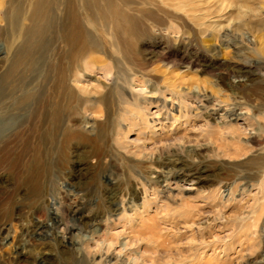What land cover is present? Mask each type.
Listing matches in <instances>:
<instances>
[{
    "label": "rangeland",
    "instance_id": "1",
    "mask_svg": "<svg viewBox=\"0 0 264 264\" xmlns=\"http://www.w3.org/2000/svg\"><path fill=\"white\" fill-rule=\"evenodd\" d=\"M34 1L0 0V133L7 132L5 125L9 120L11 124L24 122L26 127L24 138L29 139L28 144L33 145L36 142L38 151L42 152L47 148L52 169L48 176L49 180L44 184L45 187L43 186L44 213L39 217L31 215V208L37 203L32 205L24 199L26 211L21 217L22 220L20 219V225L16 227L9 224L0 232V242L4 251L0 253V255L3 253L1 260L8 257L5 254L14 252V246L23 245L26 246V250L22 251L25 256L36 258L45 264H61L67 259L75 264L84 258L79 247L81 243L92 237L100 241L105 237L117 235L118 244H122L123 238L131 237L128 233L124 234V228L131 222V218L136 219L132 221L133 223L140 217H145L146 210L149 216L155 218H163L167 215L170 218L185 210H196L200 214V218L197 219L198 228L202 229L206 244H214V247L209 248L208 245L191 250L190 246L195 242L192 234L197 240V233L194 230L181 238L174 236L175 231L170 230L168 237L171 248L167 252L153 250L150 255H142L141 251L138 254L133 246L127 251L126 258L132 261L140 255L143 258L150 257L152 264H188L190 261L200 264H263L264 194L258 188V183L264 182V91H262L264 90V20L256 24L255 19L252 18L258 12L249 13L244 17L238 14L236 5L230 7L227 4L228 1L234 0H222L230 10L218 6L214 15L204 19L205 25L216 27L239 23L242 28L236 30L232 25L235 31H230L226 28L210 27L204 40L212 38L213 41L206 42V45L200 43L202 36L197 39L195 35L199 22L192 19L195 18L194 16L197 17V12L192 9L198 4L194 3L183 12H177L180 14L178 18L182 16L189 24H184L178 18L172 22L173 26L182 28L180 39L179 37L176 39V35L172 42L168 43L160 38L155 40L144 38L142 42L133 45L134 52L154 54L155 51L164 49L171 59L184 56L189 63L195 53L203 54L202 58H198L195 63L192 62L193 67L187 72H185L186 64L174 72L162 68L152 71L149 68L142 72L143 74H138L137 80L130 79L133 82L130 83V73L125 71L127 66L121 47L118 44L111 45V33L103 35L99 31L101 28L99 24L98 30L92 31L91 23L94 19L83 9L81 3H77V13L83 27L92 32L93 38L100 42L101 46L86 53L82 58H80L82 55L80 50H77L68 60L66 59L68 62L73 58L72 68L76 70H82L87 63V66L92 65L93 71L88 70L81 74V80L77 79L76 83H72L73 91L59 99L62 119L57 125L51 120L52 111L48 104H41L37 99L21 103L24 95H34L40 90L43 78L58 63L55 52L57 53L60 48L67 51L60 39L63 35L64 13L63 6L60 5L55 10L58 24L49 29L45 35L49 44L46 48L35 51L29 60L25 59L27 53L21 48L25 44L27 29L31 26L28 15ZM127 1L130 8L139 6L136 5L138 0ZM173 6L167 8L176 12ZM8 7L16 8L20 16L16 31L7 25ZM146 7L151 8L148 5ZM251 7L255 10L260 6L251 4ZM126 9L124 7L127 12ZM219 14H223V17H218ZM250 15L252 16L249 17ZM242 24L247 27L243 29ZM52 30L58 31L55 40ZM224 31L236 36V46L228 41L229 38L223 37ZM15 55L20 60L15 69L7 74ZM203 60L217 61L218 66L212 70L207 69ZM243 63L258 64V66L253 67L243 78H230L231 84L236 88L228 90L225 84L219 81L223 69L229 66H241ZM180 74L183 76V82L178 79ZM7 75H9L7 81L3 80ZM123 81L127 82V85ZM181 82L182 88L185 87L184 84H193L190 92L194 95H205L211 100L222 99L226 101V106L231 108L233 103H239L241 114L245 115L246 119L245 125L240 123L242 127L234 133L236 140L240 141L235 142V146L242 148L244 140L250 134H253L261 145L250 143L246 152L236 156L233 147H229L231 145L229 137L228 140H222L217 135H214V138L207 135L208 130L203 127L205 114L201 109L195 108H191V115L195 117L193 119L195 128L186 131L187 134L181 129L173 135L166 136L160 130L152 131L148 128L152 126L150 122L156 118V113L160 112L158 100L161 96L158 91H163L168 85ZM119 86H123L126 90L124 102L120 100L123 93L119 91ZM80 90H86V93ZM107 94L110 95L106 102L98 104L100 114L85 119L83 100ZM56 95L53 93L50 98ZM165 96L167 97L168 94ZM135 113L142 115V121L136 122L132 118ZM236 113L240 115V111ZM75 123L78 124L77 130L73 126ZM43 130L50 132L49 140L42 143L35 141V136ZM76 131L80 132L78 134L86 135L85 138L74 137ZM230 134L231 131H228V136ZM206 145L209 149L201 155L202 158L194 160L187 158L185 162L188 167L181 169L180 165L172 162L170 155L174 151ZM19 151V149L13 150L6 155L15 156ZM5 165L4 162H0V185L14 183L16 178L14 175L21 168V166L7 168ZM70 177L74 178L75 182H79L80 188L72 185L75 183L71 182ZM239 178H249V185L235 183L234 181H238ZM214 190H218L220 195H216L212 202L209 193ZM50 197H53V200ZM102 201L109 212L98 211ZM252 210L257 211L259 221L247 233L240 231L241 219ZM54 212L57 214L55 215ZM77 212H81L80 222L73 221ZM50 217H55V221H60L59 223L77 224L80 229L72 232L70 237H63L57 232L56 239L44 240L35 232L34 225L46 224L50 229L52 226ZM248 233H255L256 236L252 237L251 234L247 240L242 241L244 235ZM252 238L255 239L252 241ZM224 242L231 248L229 255L225 260L216 262L212 259V250L220 254ZM69 244L72 246L68 247ZM121 248L119 246L116 252ZM194 255H202L200 261L196 260ZM222 255L219 256L222 258ZM89 258L90 260L86 261L88 264H105L107 261L100 262L96 256Z\"/></svg>",
    "mask_w": 264,
    "mask_h": 264
},
{
    "label": "bare ground",
    "instance_id": "2",
    "mask_svg": "<svg viewBox=\"0 0 264 264\" xmlns=\"http://www.w3.org/2000/svg\"><path fill=\"white\" fill-rule=\"evenodd\" d=\"M77 3H81L83 9L89 12L94 19H92L93 22L91 23L92 31L98 30L97 25L99 24L101 26L99 31H101L103 35L105 33H111V45L118 44L121 47V53L127 66L125 71H128L130 73V83H133L131 82L132 80H137L138 74H143L142 72L147 71L149 68L152 71H157L158 69L162 68L165 71L174 72L181 66L186 64L185 72H187L188 70H190L189 68L193 67V63H195L198 58H202L203 54H201L200 52L199 54L195 53L194 56L191 57L192 59L190 58L192 61L189 63L188 59L184 56H176L175 58L171 59L168 52L164 51V49H159L155 51L154 54L149 52L146 54H142L134 52L133 48L134 44L142 42L144 38H148L151 40L160 38L168 43L172 42L174 36L176 35V39L178 37L180 39V37L182 36V28L173 26L172 22L180 16V14L177 12H183L188 7H191L194 3L198 4L195 9H192V11L195 10V12H197V17L194 16L195 18L192 19H195L197 23L199 22L197 24L198 28L196 29L197 33H195V35L197 39L202 36L200 39V43L203 45H206V42L213 41L212 38L209 39L208 37L207 40H204V36L207 33L208 29L212 27L210 25H205L204 19H207L209 16L214 15V11L218 6H221L224 9L225 7H227L229 11L230 8L228 7V5L230 7L236 5L238 7L237 10L239 15L247 17L249 13L258 12L252 17L253 19H255L254 23L259 24L261 20H264L262 19L264 13V0H234L232 2L228 1V5H226L225 3L223 4L222 0H158V2L156 0H138L136 2V5L139 6L136 8H130L127 0H62V2L61 0H35L29 12L30 14L28 15L31 26L29 27V29H27V35L24 42L25 44H22L23 47L21 48V50H24L27 53V57L25 59L29 60L31 55L35 51H40L46 48V46L49 44V41L45 39V35L47 34V31L49 29L58 24L55 10H57L60 5L63 6L64 11L62 19L63 35L62 37H60V39L62 40L64 47L67 48V51L65 52L64 50H62V48H60L57 53L55 52L58 63L47 72L46 77H44L42 80L43 82L40 90H38V92L34 95H24L21 103H26L29 100L34 101L37 99L41 104H48L52 111L51 120H54L53 122H56L57 125L58 122H60L62 119L59 99L62 96L64 98L65 96L69 95L73 91L72 83H76L77 79L81 80V74H84L85 71L91 70L93 68L91 64L87 66V63H85L82 70H76V68H72L74 64L73 58L68 62H66V59L68 60L70 56L77 50H80L82 54L80 58H82L86 55V53L97 50V48L101 46L100 42L93 38L92 32H89V30H86L83 27L77 13ZM211 3H213V5H211ZM251 4L258 5L260 7H257L255 10H253ZM147 5L151 8H145V6ZM170 5H174L173 7H175L176 12H172L171 9L167 8ZM124 7L127 8V12L124 10ZM20 13L22 12L20 11ZM251 16L252 15H250L249 17ZM6 17H8V27H12V29L16 31L18 27V21L20 19L16 8H9L6 11ZM218 17H223V14H219ZM178 20H182L184 24L189 25L184 21L182 16L178 18ZM230 24L231 23H228L226 26L218 25L212 28L218 29L219 27L222 29L226 28V30L230 29V31H235L232 29V25L234 24H232L231 26ZM235 24H237L234 25L236 30L242 28L241 24ZM245 27H247V25H243V29ZM52 32L54 34L53 40L57 39L56 36L58 31L52 30ZM222 33L224 34L223 37L229 38L230 40L228 41H231V43L235 46L237 45V39L235 38L236 36H234V34H230L231 32L229 33L225 31ZM19 60L20 59L15 55L12 67L7 72V74H10L13 69H15V66L17 65ZM203 64H205L204 67L210 70L218 66L217 61L213 60H203ZM257 66L258 64L251 65L247 63H243L241 64V66H229L223 69V74L222 77L219 78V81L223 82L228 90H234L236 86H233L231 84L230 78H243V76L248 74L253 67ZM8 78L9 75L4 77L3 80L7 81ZM178 79H180L182 82L184 81L181 74L178 75ZM182 82L174 85H168L164 88L163 91H158V94L161 96L158 100L160 102V112L156 113V118H154L150 122L152 126H147L148 128H150L152 131L160 130L166 136L173 135L181 129H183L185 134H187L186 131L195 128V121L193 122V119L195 117H192L191 115V108H195L201 109V111H203V113L205 114V116H203V127L208 130L207 135L211 136L212 138L215 137L214 135H217L222 140H228L229 137V144L231 143V145H228L229 147H233V153H235L236 156H240L243 152H246L247 146H249L250 143L261 145L260 142H257L255 140L256 138H254V135L250 134V136L246 140H244L245 142L244 145H242V148L235 146V142L239 143L240 141L236 140L237 138L234 133H236L240 129V127H242L240 126V123L245 125L246 119L244 117L245 115L241 114V105H239V103H233L231 108L230 106H226V101L222 99L217 98L215 100H211L205 95H194L190 92L193 88V84H184L185 87L182 88ZM123 83L127 85V82L123 81ZM195 86H197L198 88L200 87V85ZM118 89L123 93L121 94L120 100L121 102H124L126 90L123 86H119ZM80 91L84 94L86 93V90ZM53 93L57 94L56 97L50 98ZM47 94L51 95L48 96ZM165 94H168V96L166 97ZM100 95L92 99L85 98L83 100L82 105L84 107L85 119H90L96 114H100L101 110H98V108L100 109V107H98V104L106 102V99L109 98L110 94L103 96ZM237 111H240V115L236 113ZM132 118L136 122L142 121V115L139 116L136 113L132 115ZM6 123L7 124L5 125V128H7V130L5 131L7 132L4 133L5 135L2 134L3 132L0 133V162H4V165L7 162V165H5L7 168H15L16 166H21V168L19 169L17 174L14 175L17 178H15L14 183H9V185H0V232L2 230H5V228L9 224L16 227L20 225V219L22 216H24L26 211L24 199L26 200V202L32 203V205L37 203L34 208H31V215L39 217L44 213V204L42 200L43 186L45 187L44 184L49 180L48 176L52 169L50 167V159L47 155L49 152H46L47 148L42 152L38 151V145L36 142H34L33 145L29 143V145V139L24 138V132L26 128L24 127V122L11 124V120H9ZM73 126L75 127V129L78 128L77 123L73 124ZM46 130H43L42 133L39 132L38 136H35V141H39L40 143L46 142L50 135V132H47ZM163 130L167 131L165 132ZM228 131H231L230 136H228ZM78 133L80 132L76 131L74 133V137H82L83 139L85 138L86 135L84 136V134ZM80 145L82 144L80 143ZM17 149L20 150L17 155L10 157L6 155L7 153ZM207 149H209L207 145L197 146L188 150L174 151L170 155V157L173 160L172 162L177 163L178 165H180L181 169H184L188 167L185 162L187 161V158L193 160L202 158L201 155H203L204 152L207 151ZM147 161L149 160L147 159ZM70 180L71 182L75 183L72 185L80 188L81 185L79 184V182H75V179L72 177H70ZM237 180L238 181L234 182L246 186L249 185V178H239ZM262 182L258 183V188L261 189V193L264 194V182ZM47 185H49V183ZM21 193H23V195H21ZM219 193L220 192L218 190H214L212 193H209V198L212 199V202H214L216 195H220ZM50 199L53 200V197H50ZM54 205L55 201L53 203V206ZM99 206V212L106 213L108 211V208L107 206H105L104 201H102ZM215 207L217 206L215 205ZM80 213L81 212L76 213L73 218L74 222H80ZM147 213L148 211L146 210L145 217H140L133 223L132 221L136 219L131 218V222H129L128 226L124 228V234L127 235L128 233L129 235H131V237L123 238V243L120 245L117 242V239L119 237L117 235L105 237L100 241L95 239V237H92L91 239L86 240L84 243H81L79 247L80 251H82L83 253L84 258H82L78 262H75V264H88L86 261L87 259L90 260L89 257L91 256H96L100 262L107 260L105 264H152L153 262L150 257L143 258V256L141 255L138 258L129 261V259L126 258V253L127 251H130L133 246L138 254L139 251H141L142 255H150L153 250L167 252V250H170L171 248L169 241L170 237H168L170 235L168 231L170 230H174L175 233H173V235L180 238L187 233H191L194 230L197 233V240H195V235L192 234V239L195 242L194 245L190 246L191 250L210 245L206 244L202 229L198 228L197 219L200 218V214H198L199 212H197L196 210H185L179 215H173L170 218L167 217L168 215L164 216L163 218H155L149 216ZM54 214L56 215L57 212H54ZM62 219H64V217ZM50 221H52V226L50 229H48L46 224L36 223L34 225L35 232L38 233V235H40L44 240L56 239L57 232L61 233L63 237H70V235H72V232L78 231L80 229L79 225L77 224L69 225L67 223H59L60 221H55V217H50ZM257 221H259L257 211L252 210L248 212L247 215L244 216L240 221V231L242 230L243 232L247 233ZM251 234H253L252 237L256 236L255 233H248L247 235H244V239L242 241L247 240V238H249ZM254 239L255 238H252V241ZM147 244H149V246ZM69 246L72 245L69 244L68 247ZM119 246H121L122 248L119 249L118 252H116ZM214 246L215 245L212 244L209 246V248ZM2 248L3 246L0 242V253L4 252ZM172 248L175 250L174 246H172ZM230 249L231 248L229 247V245L224 242L221 245L220 254H216L215 250H212V259L216 262L222 259L225 260L229 255ZM23 250H26V246H14V252H12V254L8 253L9 255L5 254L8 256L7 258L3 257L4 259L2 260L0 258V264H22L24 262L25 264H45L40 260H37L35 257L34 258L36 260L32 259V257L29 258V256H25V254L22 253ZM202 255L194 256L196 257V260L200 261V257ZM219 255H222V258ZM69 262L71 263V261L67 259L65 263L63 261L61 264H70ZM188 264L200 263L190 261L188 262Z\"/></svg>",
    "mask_w": 264,
    "mask_h": 264
}]
</instances>
